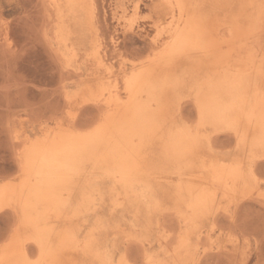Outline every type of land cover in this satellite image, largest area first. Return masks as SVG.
<instances>
[{"label":"bare ground","instance_id":"6f19581e","mask_svg":"<svg viewBox=\"0 0 264 264\" xmlns=\"http://www.w3.org/2000/svg\"><path fill=\"white\" fill-rule=\"evenodd\" d=\"M159 1L169 10L165 21L155 22L161 49L126 75L123 97L120 86H100L98 96L109 108L103 121L85 132L59 128L29 143L20 156L21 180L0 188V203L13 207L21 219L12 241L0 248V264H81L74 260L77 253L92 255L101 264H131L122 255L116 263L108 246L101 247L95 236L100 221L85 241L76 228L59 226L93 206V210L105 206L106 192L95 180L112 182L108 194L114 196L116 210L143 202L149 220L163 209L160 193L176 198L184 208L177 209L183 230L173 248L163 246L166 256L179 259L175 264H186L190 256L194 259L193 230L220 198L261 191V179L250 163L258 153L264 154V68L250 74L224 68L231 45L217 33L225 27L236 36L257 27L263 21V0ZM51 2L61 10V0ZM64 2L70 13L85 6L83 0ZM216 9L229 13L218 20L212 17ZM56 32L67 48L64 54L73 58L68 25L61 24ZM91 56L100 60L97 52ZM185 95L195 103L199 115L195 125L178 121L173 110V100ZM211 130L235 135L247 160L213 157ZM76 194L81 196L78 201ZM98 199L101 202L96 203ZM134 216L140 217V207ZM169 239L170 235L157 240L168 246ZM28 242L38 247L36 259L26 251ZM153 254L149 264H166Z\"/></svg>","mask_w":264,"mask_h":264},{"label":"rangeland","instance_id":"374dc122","mask_svg":"<svg viewBox=\"0 0 264 264\" xmlns=\"http://www.w3.org/2000/svg\"><path fill=\"white\" fill-rule=\"evenodd\" d=\"M83 1V9L70 13L64 0L60 3L61 10L51 0H0V188L21 180L20 156L26 145L59 128L85 132L100 124L109 110L106 101L98 96L100 86H120L123 97L126 75L161 49L155 39V22L165 21L169 10L159 0ZM232 9L238 11L236 6ZM228 13V9H216L212 17L219 20ZM262 16L263 21L257 27L240 31L236 36L225 27L218 30L220 38L231 45L226 51L229 59L224 68L235 74H250L264 68V9ZM63 23L70 31L76 54L73 58L64 54L67 48L56 34ZM92 52H97L99 61L92 58ZM89 86L92 90L85 88ZM173 102L178 121L197 123L199 115L192 99L185 95ZM234 136L227 130H211L213 157L247 160L246 152L238 149V139ZM258 154L250 165L261 179V191L246 196L240 191L226 200L220 198L211 214L199 221L198 230H193L194 259L190 256L186 264H264V154ZM94 184L106 192L105 206L97 205L96 210L93 206L79 218L71 217L61 223L60 228H76L79 239L85 241L100 221L102 227L95 236L102 248L108 246L116 263L126 256L131 264H149L152 253L166 264L179 261L163 252V246L174 247L183 230L177 209L184 208L176 203L174 196L160 193L158 199L162 200L163 209L149 220L143 202L114 208L111 200L114 196L108 194L112 187L110 180H95ZM155 185L160 189L159 182ZM74 199L78 201L81 196L76 194ZM137 207H140L139 218L134 216ZM19 220L13 207L0 203V248L17 234ZM159 234L170 235L168 246L160 245ZM28 243L26 251L36 259L38 247ZM74 260L81 264H101L96 257H85L82 253H77Z\"/></svg>","mask_w":264,"mask_h":264}]
</instances>
